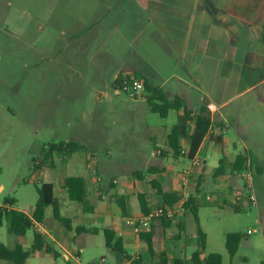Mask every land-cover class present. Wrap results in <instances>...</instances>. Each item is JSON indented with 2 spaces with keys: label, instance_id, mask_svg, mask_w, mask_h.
<instances>
[{
  "label": "crops",
  "instance_id": "obj_1",
  "mask_svg": "<svg viewBox=\"0 0 264 264\" xmlns=\"http://www.w3.org/2000/svg\"><path fill=\"white\" fill-rule=\"evenodd\" d=\"M141 1L144 24H103L104 15L96 24H86L83 17L85 24H80L81 30L77 34L69 36L67 45L76 38L83 40L86 45L82 59L85 62L92 61L89 48L95 51L94 77L98 82L106 80L114 86L116 76L125 71L134 72L144 79L149 90L142 100L132 99L122 108L129 113L123 123L143 126L148 133L146 140L153 144V148L149 150L148 145L146 153H140V143L133 144L126 130H123L122 136L107 137L102 145L97 143L92 148L82 150V145L77 141H67L60 144L75 142L78 149L48 153V165L42 170L48 173L51 181L46 183L53 184L54 196L58 189V195L69 198L67 192H63L65 179L80 176L87 181V204L84 206L70 198L71 202L64 204V201L55 197L60 217L69 220L71 228L55 218L54 210L48 216L46 211L52 207L49 206L43 222L35 223L25 236L12 238L11 245L5 244L13 249L17 242H21L24 250H30L34 230L44 234L53 251H34L29 255L27 264L33 258L34 264H72L75 254H80L71 245L72 239L76 238L74 230L77 231V227L91 230L94 223L99 224L101 230L113 229L123 239L124 251H113L117 260L113 264H131L135 259H139L140 264H156L161 261L160 253L166 254L168 264H175L176 260L191 264V255L200 249L198 228L202 229L201 209L205 205H217L239 210L251 203L245 182L239 177L240 172L232 173L231 166L237 156L250 158L251 146L241 133L244 130L241 118L250 109L264 108V21L246 24L231 16L228 10L232 0ZM102 7L103 0H95L94 8L89 12L97 15ZM88 32H91L92 41H88ZM101 93L100 90L95 91L98 99ZM176 96L187 104L191 112L185 128H181L179 133V156L173 154L169 136L174 126L180 124L184 108L171 110L176 112V122L167 128L166 125L148 121L144 115L152 112L150 104L147 110L141 104L143 101L148 102L149 98H156L155 102L161 103L163 98L173 100ZM204 104L211 112L212 123L194 155L202 159L204 164L192 172L187 136L194 132L197 112ZM230 130L237 137L229 135ZM239 144L243 145L245 153L240 151ZM58 145H49L43 151L46 149L47 153L51 146ZM114 150H119L118 155L124 158L143 156L141 169L125 167L127 161L114 162L111 159ZM101 151L107 155V159H99ZM68 154H71L69 170L73 173L79 170L78 173L55 177L53 170L65 163ZM222 160L226 161L223 165L225 173L215 176V170L221 167ZM159 188L163 192L175 193L179 201L171 206L176 208V213L170 225L162 217L156 218L149 230L141 233L151 235L153 254L146 240L125 220L144 215L139 199L142 195L149 211L167 205ZM236 192L241 193L240 199L235 197ZM189 199H194V205L198 206V222L191 209L183 212L179 209L181 203L185 204ZM121 202L126 205L125 215ZM35 205L30 211L17 208L10 200L0 206L18 209L32 216ZM189 214L193 218H189ZM192 221L197 224L194 235L189 234L193 230ZM258 221L261 223L262 220ZM3 227L8 230L6 222L0 226ZM83 233L86 231L77 232V235ZM0 242L3 243L1 231ZM203 250L201 256L205 257L207 255L203 254ZM0 264L11 263L0 260ZM230 264L237 263L233 259Z\"/></svg>",
  "mask_w": 264,
  "mask_h": 264
},
{
  "label": "rangeland",
  "instance_id": "obj_2",
  "mask_svg": "<svg viewBox=\"0 0 264 264\" xmlns=\"http://www.w3.org/2000/svg\"><path fill=\"white\" fill-rule=\"evenodd\" d=\"M94 1L0 0V205L10 200L23 211L32 209L39 197L37 188L51 181L47 171L42 170L48 165L43 149L49 145L77 141L83 150L97 143L102 145L107 137L122 136L126 130L133 144L140 143V153H146L148 145L149 150L153 148L146 140L148 133L143 126L123 123L129 113L122 108L132 99L125 93H115L111 82L96 81L95 51L89 48L92 61L85 62L83 40L76 38L67 45L69 36L81 30L80 24L85 21L96 24L103 15V24H144L142 1L103 0L97 15L90 13ZM87 35L88 41H92L91 32ZM98 90L102 91L99 99L95 95ZM141 104L145 110L149 108L148 102ZM144 117L167 128L176 122L174 111L167 118L152 112ZM241 122L244 124L241 133L251 146L247 169L254 180L257 206L250 203L235 210L230 206L205 205L200 211L201 227L207 234L203 254L220 253L224 264H230L233 259L237 264H261L264 262V108L250 109ZM229 135L237 137L233 130ZM239 145L245 153L243 145ZM118 153L119 150H114L111 155L114 162L127 161L125 167L141 169L143 156L124 158ZM69 155L65 163L53 170L55 177L78 173L79 170L74 173L69 170ZM101 158L107 159L102 151ZM55 197L64 204L71 202L67 196L64 199L58 195V189ZM53 210L49 207L46 214L51 215ZM189 218H193L191 214ZM192 222L193 230L189 234L194 235L197 224ZM249 230L254 232L249 234ZM0 231L3 243L11 245L16 236L6 227ZM231 232L243 235L235 258L225 247L226 235ZM73 233L76 238L71 245L80 252L82 264L95 263L104 256L111 263L117 261L105 244L99 224H92L91 230L81 236L75 230ZM33 260L30 264L35 263ZM71 263L75 264L72 260Z\"/></svg>",
  "mask_w": 264,
  "mask_h": 264
},
{
  "label": "trees",
  "instance_id": "obj_3",
  "mask_svg": "<svg viewBox=\"0 0 264 264\" xmlns=\"http://www.w3.org/2000/svg\"><path fill=\"white\" fill-rule=\"evenodd\" d=\"M229 14L237 19L242 20L246 24H256L260 21H264V0H232L228 10ZM263 69H264V57H263ZM146 91L149 90V86L146 84ZM156 98H149L148 103L150 104L151 110L154 113H158L161 117L166 118L171 110H178L184 108V115L180 118V124L174 126L171 135L169 136V146L174 150L173 154L179 156L181 154L180 137L179 133L181 128H185L187 121L190 119V110L187 104L178 96L173 100L161 99V103L155 102ZM196 126L194 132L187 136L190 145L189 158L193 159L194 155L198 151L200 144L204 137L208 133L211 127V112L204 104L197 112L196 115ZM78 144L75 142H68L66 145L60 144L58 146H51L45 154V160L48 159V153L53 154L54 152L61 151H76ZM46 151V149H45ZM164 154H167L165 152ZM226 163L225 160L221 161V167L219 166L215 170V176H219L225 173L223 165ZM248 158L246 156H237L235 161L232 163L231 172L238 173L247 169ZM199 183V182H198ZM153 185L158 187L156 182ZM63 188L67 192L69 198L77 203L87 204V181L85 178L80 176H69L65 179ZM161 195L164 197V201L167 205L173 206L179 199L175 193L163 192L160 188ZM38 200L35 205V210L32 216L18 209H8L7 207L0 206V226L6 222L8 231L11 234L21 238L25 236L28 231L34 228L35 223L43 222L45 218L46 208L52 206L54 209V216L56 219L64 223L67 228H71L69 220L60 217L59 204L54 196V187L51 183H43L37 188ZM140 203L144 214H148L147 202L144 196H140ZM194 199H189L184 204L185 209H191L196 221L198 222V206L194 205ZM123 214H126V205L121 202ZM162 219L170 225L172 222L171 218L166 216ZM78 233L88 231L84 227L76 228ZM105 244L107 248L114 252H123V239L117 235V232L113 229H104ZM199 234V250L193 253L189 259L191 264H223V256L220 253H210L205 257L201 256V251L206 246V235L203 230L198 228ZM141 238L146 240L147 245L151 252L154 254L153 243L151 241V235L148 233L140 234ZM243 239V235L237 232L227 233L225 246L231 257H234L239 249V245ZM38 250H45L52 252L53 248L47 241L46 236L41 232L34 230L33 233V244L30 250H24L21 242H17L13 249L8 248L5 244L0 242V260L10 262L11 264H27L29 255ZM160 263L156 264H168L166 254H159ZM131 264H140L139 259H135ZM175 264H184L182 260H176ZM261 264H264L262 262Z\"/></svg>",
  "mask_w": 264,
  "mask_h": 264
},
{
  "label": "built area",
  "instance_id": "obj_4",
  "mask_svg": "<svg viewBox=\"0 0 264 264\" xmlns=\"http://www.w3.org/2000/svg\"><path fill=\"white\" fill-rule=\"evenodd\" d=\"M145 87H146V82L144 81V79L139 77L136 73L130 71H125L118 74L115 78L114 86H113L115 93H117L118 95L120 93H125L130 99L144 98L147 92ZM160 153L161 152L159 151L158 154ZM191 163H192V167H191L192 172H195L196 168L204 164L203 160L198 157H193V159H191ZM182 174H186V173L182 172ZM239 177L245 182L246 191L249 196L250 202L254 206H257V197L255 193L254 180L251 171L249 169H246L239 173ZM235 197L237 199H240L241 193L236 192ZM179 209L182 212L185 210L183 203H181ZM175 213H176L175 207L160 205L155 207L148 214H144L139 218H127L125 220V223L127 225L132 226L136 233L141 234L149 230L153 219L164 216L168 218H172L174 217ZM250 232L251 231H249V233ZM73 261L75 264H82L78 253H76L75 256L73 257ZM92 264H113V263L109 262V260L104 256Z\"/></svg>",
  "mask_w": 264,
  "mask_h": 264
}]
</instances>
